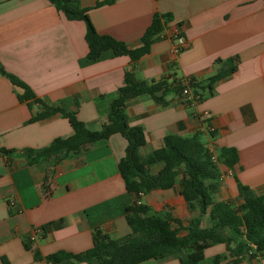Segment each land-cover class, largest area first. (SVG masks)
Returning a JSON list of instances; mask_svg holds the SVG:
<instances>
[{"label": "crops", "instance_id": "1", "mask_svg": "<svg viewBox=\"0 0 264 264\" xmlns=\"http://www.w3.org/2000/svg\"><path fill=\"white\" fill-rule=\"evenodd\" d=\"M79 2L88 7L97 31L130 46L140 43L155 11L172 14L150 51L137 60L134 71L139 78L174 74L202 81L218 71L220 61L237 58L236 69L217 80L200 101L188 104L175 96L161 105L140 95L130 100L126 112L130 124L144 129L142 155L160 146L167 133L190 135L198 130L216 153L221 146L235 147L238 160L232 168L218 162L215 199L239 202L238 180L255 193L263 192L264 0H113L97 6L96 0ZM175 30L186 38L177 53L172 50ZM84 34L82 20L65 17L48 0H0V62L6 70L46 102L75 110L90 128H99L130 62L128 55L109 50L98 59H87ZM19 91L0 74V146L21 151L72 132L68 119L60 114L30 121L38 104L30 108L19 100ZM203 110L210 113L207 120ZM207 123L214 127L213 134L207 132ZM125 146V138L113 133L81 153L60 159L51 156L39 164H28L21 152L0 156V264L2 258L7 264H50L46 259L50 253L88 248L95 228L115 237L124 235L130 231L125 208L135 200L147 203L150 212L179 218L183 225L198 214L188 209L179 183L139 195L128 191L117 170ZM162 165L152 163L150 171ZM45 175L47 197L42 185ZM202 222L207 224V213ZM185 232L179 230L180 235ZM224 251L223 243L212 244L204 249V259L212 264V257ZM158 260L180 264L177 257ZM227 260L222 261L264 264V252L238 263Z\"/></svg>", "mask_w": 264, "mask_h": 264}, {"label": "trees", "instance_id": "2", "mask_svg": "<svg viewBox=\"0 0 264 264\" xmlns=\"http://www.w3.org/2000/svg\"><path fill=\"white\" fill-rule=\"evenodd\" d=\"M48 1L65 17L84 22L87 59H98L104 51L109 50L113 55H128L130 64L124 71L123 83L109 98L106 120L99 128H90L78 118L75 110L46 102L0 62V74L8 77L14 87L20 89L17 93L19 100L25 101L30 108L33 103L38 104L30 121L60 114L68 119L72 127L69 135L56 136L41 147H27L20 151L0 146V156L8 157L21 152L28 164H39L51 156L60 159L69 154L81 153L95 141L120 133L126 140V146L124 155L117 162V170L128 191L139 195L155 187L170 188L179 183L180 193L188 209L198 210V214L183 225L179 218L167 212H150L147 203L135 200L125 208V218L130 227L128 233L115 237L95 228L92 231V244L88 248L81 251H55L46 255L49 263L83 261L86 264H137L150 258L177 257L180 264H201L204 249L216 243L225 245V254H215L211 259L212 264H227L222 261L226 258L227 262L238 263L245 257L257 258L261 255L264 252V191L255 193L238 180L239 202L232 199L217 200L214 196L219 190L218 162L232 168L238 160L237 149L221 146L215 152L217 159L213 160L207 142L198 130L190 135L167 133L160 146L142 155L140 147L146 142L144 129L139 124H130L126 112L130 100L140 95H147L161 105L170 103L175 96H181V101L188 104L200 101L212 92L217 80L236 69L237 58L233 56L220 61L218 71L202 81L193 77L179 78L174 74H163L151 79L139 78L134 71L135 64L150 51L151 43L172 20L170 12L155 11L140 37V43L130 46L109 33L97 31L89 17L88 7L82 6L79 0ZM112 1L96 0L95 6ZM184 88L189 90L187 94L182 93ZM159 161L163 163L161 168L151 172L150 165ZM46 182L45 175L42 185L47 197L49 190L45 186ZM206 213L208 222L203 224ZM180 229H185V234L180 235ZM28 239H32L31 236ZM2 260L7 264L5 258Z\"/></svg>", "mask_w": 264, "mask_h": 264}, {"label": "built area", "instance_id": "3", "mask_svg": "<svg viewBox=\"0 0 264 264\" xmlns=\"http://www.w3.org/2000/svg\"><path fill=\"white\" fill-rule=\"evenodd\" d=\"M173 36H174V43H173V46H172V50H173V52L177 53V52H179V51H180V50L186 45V38H185V36H184L180 31H178V30H175V31H174ZM186 79H187V78H186ZM188 92H189V90H188L187 88H184V89L182 90V93H183V94H187ZM194 102H195V101H193V102H191V103H194ZM201 115L203 116V118H204L205 120H207V119L209 118V116H210V113H209L208 110H203L202 113H201ZM206 130H207V132L210 134L211 132H213L214 127H213L211 124L207 123V124H206ZM207 145H208V148H209V151H210V156H211V158H212L213 160H216V159H217V158H216V153H215V151L213 150L212 145H211V144H207ZM35 235H36V233H34V234L31 236V238L35 237Z\"/></svg>", "mask_w": 264, "mask_h": 264}, {"label": "rangeland", "instance_id": "4", "mask_svg": "<svg viewBox=\"0 0 264 264\" xmlns=\"http://www.w3.org/2000/svg\"><path fill=\"white\" fill-rule=\"evenodd\" d=\"M202 139L205 141V137L202 136ZM225 254V251L224 253ZM164 262L163 261H159L158 259H154V258H150V259H147V260H144L138 264H163ZM201 264H209V261L205 260V259H202V263Z\"/></svg>", "mask_w": 264, "mask_h": 264}]
</instances>
